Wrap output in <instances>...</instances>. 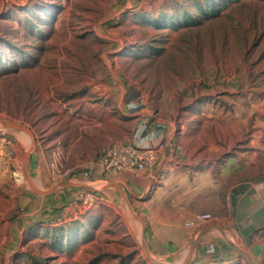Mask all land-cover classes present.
Returning a JSON list of instances; mask_svg holds the SVG:
<instances>
[{
	"label": "rangeland",
	"instance_id": "rangeland-1",
	"mask_svg": "<svg viewBox=\"0 0 264 264\" xmlns=\"http://www.w3.org/2000/svg\"><path fill=\"white\" fill-rule=\"evenodd\" d=\"M142 108L263 172L264 0H0V116L35 140L0 122V264L166 261L115 187L89 206L26 176L104 189L98 155Z\"/></svg>",
	"mask_w": 264,
	"mask_h": 264
},
{
	"label": "crops",
	"instance_id": "crops-1",
	"mask_svg": "<svg viewBox=\"0 0 264 264\" xmlns=\"http://www.w3.org/2000/svg\"><path fill=\"white\" fill-rule=\"evenodd\" d=\"M150 112L142 108L137 126L109 136L104 146L116 139L156 146L155 165L138 174L96 173L100 180L119 183L140 213L147 239V247L143 241L141 246L169 264H250L237 248L264 264V171H253L256 161L242 162L222 145H213L219 136L213 140L203 131L176 135L170 121ZM50 207L43 204L34 213L45 215ZM202 212H211L214 219L187 224ZM205 228L190 256L193 240Z\"/></svg>",
	"mask_w": 264,
	"mask_h": 264
},
{
	"label": "built area",
	"instance_id": "built-area-1",
	"mask_svg": "<svg viewBox=\"0 0 264 264\" xmlns=\"http://www.w3.org/2000/svg\"><path fill=\"white\" fill-rule=\"evenodd\" d=\"M157 160V147L149 144H137L115 140L105 146L98 155L97 164L105 173H115L131 170L139 173L153 167ZM94 189L79 188L74 195V201H82L92 205L97 199ZM214 215L211 212L198 213L188 225L204 221H211Z\"/></svg>",
	"mask_w": 264,
	"mask_h": 264
},
{
	"label": "water",
	"instance_id": "water-1",
	"mask_svg": "<svg viewBox=\"0 0 264 264\" xmlns=\"http://www.w3.org/2000/svg\"><path fill=\"white\" fill-rule=\"evenodd\" d=\"M0 122L3 123L6 127H9V128H12V129H16V130H22V131H25L26 133H28L31 137V147L34 145V136H33V133L31 131L30 128H28L27 126L23 125V124H20L14 120H11V119H8V118H5V117H2L0 116ZM28 157V153H27V156ZM27 159V158H26ZM26 159L24 161V170L26 171ZM26 176L27 178L30 180L33 188L37 191V192H40L42 194H45V195H50L52 193L55 192V190L59 187H73V188H90V189H94L95 191H102L100 189H97L95 188L94 186L88 184V183H85V182H74V181H70V180H62V181H59L58 183H56L55 185H53L51 188L47 189V190H44V189H41L40 187H38V185L30 178V176L28 175V173H26ZM111 186H114L118 189V191L123 195V197L125 198L129 208L132 210V212L135 214L136 217H138L141 222L143 223V237L145 238V230H146V226L144 224V220L143 218L134 211L133 207H132V203H131V200L130 198L128 197V195L125 193L124 189L122 188V186L119 184V183H111V184H108L105 188H108V187H111ZM206 228L203 229L201 231V233H199V235L193 240L192 242V245H191V250H190V256L192 255L193 251H194V248L196 246V244L198 243L199 239L202 237V235L206 232ZM143 238V243H144V246H145V239ZM146 249V248H145ZM237 250L243 254L246 259L248 260V262L250 264H258L251 256L248 255V253L242 251L241 249L237 248ZM147 252V250H146ZM148 254V252H147ZM149 255V254H148ZM149 257L156 263L158 264H169L165 261H161V260H158L156 258H153L152 256L149 255Z\"/></svg>",
	"mask_w": 264,
	"mask_h": 264
},
{
	"label": "bare ground",
	"instance_id": "bare-ground-1",
	"mask_svg": "<svg viewBox=\"0 0 264 264\" xmlns=\"http://www.w3.org/2000/svg\"><path fill=\"white\" fill-rule=\"evenodd\" d=\"M32 144V143H31Z\"/></svg>",
	"mask_w": 264,
	"mask_h": 264
}]
</instances>
